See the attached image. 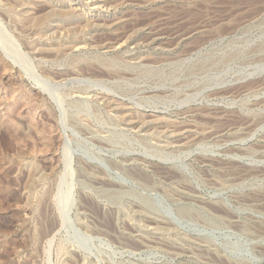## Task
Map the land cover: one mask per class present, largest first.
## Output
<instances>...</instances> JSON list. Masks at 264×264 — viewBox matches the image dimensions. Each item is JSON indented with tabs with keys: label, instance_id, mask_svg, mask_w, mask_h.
Masks as SVG:
<instances>
[{
	"label": "rangeland",
	"instance_id": "obj_1",
	"mask_svg": "<svg viewBox=\"0 0 264 264\" xmlns=\"http://www.w3.org/2000/svg\"><path fill=\"white\" fill-rule=\"evenodd\" d=\"M48 1L92 23L0 0V264H264V0Z\"/></svg>",
	"mask_w": 264,
	"mask_h": 264
},
{
	"label": "bare ground",
	"instance_id": "obj_2",
	"mask_svg": "<svg viewBox=\"0 0 264 264\" xmlns=\"http://www.w3.org/2000/svg\"><path fill=\"white\" fill-rule=\"evenodd\" d=\"M9 1H11V2H9ZM43 1V0H42ZM45 1V0H44ZM59 1V0H58ZM131 1V0H130ZM4 2V1H3ZM6 2V1H5ZM4 2V3H5ZM9 2V4H8V6L10 5V3H12L11 4V6H13V8H14V10H15V7L14 6H16V7H24V6H26V7H29L30 8V10H28L27 12H25L26 13V15L25 16H23V19H22V25H23V28H25L26 30L27 29H29V30H31V29H33V31L35 30V32L36 31H38V33H40V32H42V31H44L45 29H48L49 27H50V25L53 23V22H56L57 23V21H59V23L60 22H62V24H64V25H70L71 26V29L73 30V32H77V30L78 29H80V28H84V27H87V26H89L91 23H92V21L90 20V21H87V20H81L80 21V19L78 18L79 16V11L77 12V10H75V9H69V8H66V9H64V10H61V9H55L54 8V6L52 5L53 4V2H50V1H48V4H46V5H38V4H36V2H35V0H7V3ZM41 2V1H40ZM40 2H38V3H40ZM54 2H55V0H54ZM115 2V1H114ZM49 3H52V4H49ZM96 3V2H95ZM58 4V3H57ZM7 6V7H8ZM39 6V7H38ZM43 6H46V8H41V7H43ZM62 7V6H61ZM71 7V6H70ZM12 8V9H13ZM60 8V7H59ZM10 9V8H9ZM12 9H10V11L12 10ZM17 9V8H16ZM13 10V11H14ZM96 10V9H95ZM16 11V10H15ZM21 11V10H20ZM26 11V10H25ZM45 11V13H43V14H40V15H38V13L39 12H44ZM14 13V12H13ZM81 13V12H80ZM82 15V14H81ZM19 16H21V15H19ZM18 17V16H17ZM19 18V17H18ZM76 18H78L79 19V21H74ZM77 19V20H78ZM84 19H86V18H84ZM97 21V20H96ZM62 24H61V28H63L62 27ZM94 24H96L95 22H94ZM21 25V24H20ZM60 25V24H59ZM63 25V26H64ZM73 25V26H72ZM22 27V26H21ZM69 27V26H68ZM60 28V29H61ZM59 29V28H58ZM64 29H65V27H64ZM129 29V28H128ZM25 30V31H26ZM24 31V32H25ZM28 31V30H27ZM26 31V32H27ZM61 31H62V29H61ZM60 30H59V32H61ZM68 31V34H69V32L71 31H69V30H67ZM67 31H66V33H67ZM79 31V30H78ZM47 32V31H46ZM80 32V31H79ZM78 32V33H79ZM82 32V31H81ZM64 33H65V31H64ZM70 33H72V32H70ZM36 34V33H35ZM34 34V35H35ZM28 35H31V34H28ZM41 35H43V34H41ZM78 35V34H77ZM61 36V35H60ZM38 37H39V34H38ZM57 37V36H56ZM71 37H72V35H71ZM75 38V37H74ZM73 40V39H72ZM76 40V39H75ZM79 41V40H78ZM35 42V41H34ZM38 45H39V43H37ZM72 44H73V46H76L78 43H77V41H75L74 42V40H73V42H72ZM81 44V43H80ZM121 44V43H120ZM71 45V44H70ZM84 45V44H83ZM79 45H77L76 47H78ZM82 46V45H81ZM29 47V46H28ZM38 47V46H37ZM50 47V46H49ZM71 47V46H70ZM58 48V47H57ZM68 48H69V46H68ZM72 48V47H71ZM83 48V47H82ZM111 48V47H110ZM33 49V48H32ZM74 49V48H73ZM36 50H38L37 48H36ZM39 50L41 51V49L39 48ZM50 50H54L56 53L58 52V49H56V48H54V49H50ZM72 50V49H71ZM43 52L44 51H48L49 52V49H47V48H45V49H43L42 50ZM70 51V50H69ZM42 52V53H43ZM45 55L46 54H48V53H44ZM43 54V55H44ZM40 55V54H39ZM50 56H52V55H50ZM57 56H59L58 54H57ZM57 56H55V57H57ZM46 58H48V57H46ZM81 62V61H80ZM83 62V61H82ZM107 65V64H106ZM97 68V67H96ZM59 74V73H58ZM83 94H85V93H83L82 92V95ZM119 104V103H118ZM115 106V107H114ZM113 107L114 108H117L116 107V105H114ZM110 107H112V105L110 106ZM41 139H42V137H41ZM49 139V138H48ZM46 143V142H45ZM48 144H49V140H48ZM51 144L53 145V143L51 142ZM50 145V144H49ZM49 147V146H48ZM92 170V169H91ZM94 170V169H93ZM90 171V170H89ZM86 173H87V176L89 175V173H88V171L86 170L85 171ZM96 173H98L97 171H96ZM94 174V173H93ZM99 174V173H98ZM131 174V173H130ZM134 174H136V172L134 173L133 172V175ZM146 174V173H145ZM97 176V175H96ZM135 177H139V178H143V176L142 175H134ZM89 177V176H88ZM100 177H102V176H100ZM144 177H145V175H144ZM147 177V176H146ZM87 178V177H86ZM90 178H92V177H90ZM94 178V177H93ZM102 179V178H101ZM147 179V178H146ZM95 180V179H94ZM141 180V179H140ZM143 180H144V178H143ZM90 181H92L91 179H90ZM103 181V180H102ZM97 182H101V180H100V178H99V181H97ZM108 182H110V181H108ZM146 182L148 183V181L146 180ZM146 182H144V183H146ZM94 183V182H93ZM107 183V182H106ZM95 184H97L96 182H95ZM99 185V184H98ZM102 186H104L103 185V183L101 184ZM113 185V184H112ZM100 186V185H99ZM113 187V186H112ZM100 188V187H99ZM106 188V187H105ZM104 187H103V189H105ZM101 189H102V187H101ZM111 190V188L110 189H107L106 188V190H103L105 193H109V191ZM108 191V192H107ZM112 191V190H111ZM122 192V191H121ZM113 194L114 195V193L113 192H110V194ZM111 194V195H112ZM120 195V194H119ZM213 209V208H212ZM189 213V212H188ZM188 213L186 212V214L188 215ZM221 213V212H220ZM184 215H185V213H183ZM187 215H185L186 217H187ZM191 217H193L192 215H191ZM223 219V218H222ZM229 218H227V220H228ZM232 219V218H231ZM233 222H234V220H233ZM151 223V222H150ZM152 224L153 225H160L159 223H153L152 222ZM231 224H232V222H231ZM236 224V223H235ZM151 225V224H150ZM152 226V225H151ZM239 227V226H238ZM245 227V226H244ZM244 227H241L240 226V229H241V231H246V229H244ZM159 241V240H158ZM162 241V240H161ZM152 242V241H151ZM145 243V242H144ZM148 243H150L149 241H148ZM153 243V242H152ZM164 243V242H163ZM162 243V244H163ZM151 244V243H150ZM153 244H160V243H158V242H154ZM162 244H160V245H162ZM152 245V244H151ZM137 246V245H136ZM164 246V245H163ZM141 247H143V246H141ZM146 247V246H145ZM155 247V246H154ZM168 247V246H167ZM175 247V246H174ZM173 252H174V250H173ZM172 253V252H171ZM211 253V252H210ZM173 254V253H172ZM213 256V255H212ZM211 258V257H210Z\"/></svg>",
	"mask_w": 264,
	"mask_h": 264
}]
</instances>
